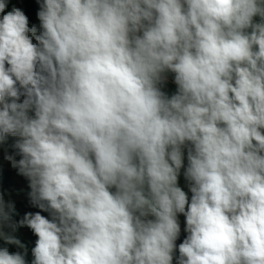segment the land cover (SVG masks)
<instances>
[{
  "label": "clouds",
  "instance_id": "9594fccd",
  "mask_svg": "<svg viewBox=\"0 0 264 264\" xmlns=\"http://www.w3.org/2000/svg\"><path fill=\"white\" fill-rule=\"evenodd\" d=\"M37 3L0 0V145L49 216L0 192V264L25 226L31 264H264V0Z\"/></svg>",
  "mask_w": 264,
  "mask_h": 264
},
{
  "label": "rangeland",
  "instance_id": "374dc122",
  "mask_svg": "<svg viewBox=\"0 0 264 264\" xmlns=\"http://www.w3.org/2000/svg\"><path fill=\"white\" fill-rule=\"evenodd\" d=\"M39 20H37L34 24L39 26ZM33 25V24H32ZM31 25V26H32ZM30 26V27H31ZM167 79H172L174 82V74L168 73ZM176 88L174 85H172L170 82H165L162 85V90L165 91L169 96L175 93ZM5 154H11L10 152L3 149L2 145H0V166L3 167L6 171L10 173V181L7 186H1L0 185V192H3L5 194L6 200H11L15 204V213L13 214V220L19 221L23 218V216L26 213L32 212H38L40 211L41 214L48 217L49 214L47 212L41 211L38 207H34L28 197V193L30 191L28 187V180L27 178L21 176L18 174L17 169L13 168L11 165V162L6 160ZM179 186L186 192H188L187 183L183 177V170L181 171V175L179 177ZM189 198L191 196V193L188 192ZM179 221L181 225V233L180 235H187L186 232H184L185 227V218L183 216L179 215ZM5 232H11L10 228L5 227ZM18 239L21 240V242L26 245L27 248V255L25 256L27 264H31V261L34 259L31 253V249L35 247V241L38 239L31 229L25 227L18 228L14 233ZM177 245H179L182 242H176ZM0 247H7L9 249V252H24V249L18 248L16 245H6L3 241V239H0ZM178 250L176 252V255L178 256ZM175 264V260H174Z\"/></svg>",
  "mask_w": 264,
  "mask_h": 264
},
{
  "label": "trees",
  "instance_id": "16d2710c",
  "mask_svg": "<svg viewBox=\"0 0 264 264\" xmlns=\"http://www.w3.org/2000/svg\"><path fill=\"white\" fill-rule=\"evenodd\" d=\"M13 5L24 11L25 15L29 19V26H31L38 20L37 12L39 10V4L37 3V0H9L8 10H10ZM16 139H17L16 137L9 136L7 138L6 143L2 145L3 149L10 152L11 154H14L16 150L12 147V145L15 143ZM19 158H20L19 156H16V159ZM9 181H10V173L0 166V185L7 186L9 184ZM180 216L183 215L181 214ZM185 237L186 235H180L176 242H183V239Z\"/></svg>",
  "mask_w": 264,
  "mask_h": 264
},
{
  "label": "crops",
  "instance_id": "0c3cea01",
  "mask_svg": "<svg viewBox=\"0 0 264 264\" xmlns=\"http://www.w3.org/2000/svg\"><path fill=\"white\" fill-rule=\"evenodd\" d=\"M166 82H170L172 85H174L175 87H177V86L174 84V82L172 81V79H167ZM185 160H186V159H185Z\"/></svg>",
  "mask_w": 264,
  "mask_h": 264
},
{
  "label": "built area",
  "instance_id": "2783aa9c",
  "mask_svg": "<svg viewBox=\"0 0 264 264\" xmlns=\"http://www.w3.org/2000/svg\"><path fill=\"white\" fill-rule=\"evenodd\" d=\"M175 84V83H174ZM186 155V154H185ZM187 163V161L185 160V164Z\"/></svg>",
  "mask_w": 264,
  "mask_h": 264
}]
</instances>
